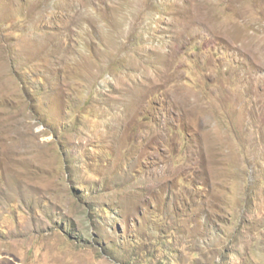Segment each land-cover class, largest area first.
I'll use <instances>...</instances> for the list:
<instances>
[{"label":"rangeland","instance_id":"374dc122","mask_svg":"<svg viewBox=\"0 0 264 264\" xmlns=\"http://www.w3.org/2000/svg\"><path fill=\"white\" fill-rule=\"evenodd\" d=\"M0 264H264V0H0Z\"/></svg>","mask_w":264,"mask_h":264}]
</instances>
